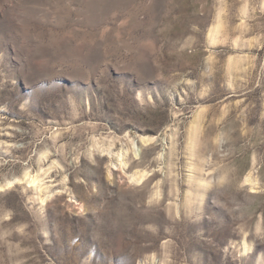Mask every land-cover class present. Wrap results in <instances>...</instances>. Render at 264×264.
Returning <instances> with one entry per match:
<instances>
[{"label":"rangeland","instance_id":"374dc122","mask_svg":"<svg viewBox=\"0 0 264 264\" xmlns=\"http://www.w3.org/2000/svg\"><path fill=\"white\" fill-rule=\"evenodd\" d=\"M0 264H264V0H0Z\"/></svg>","mask_w":264,"mask_h":264}]
</instances>
